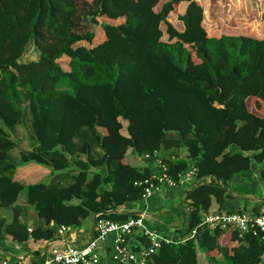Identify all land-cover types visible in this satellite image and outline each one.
Segmentation results:
<instances>
[{
	"label": "trees",
	"instance_id": "trees-1",
	"mask_svg": "<svg viewBox=\"0 0 264 264\" xmlns=\"http://www.w3.org/2000/svg\"><path fill=\"white\" fill-rule=\"evenodd\" d=\"M243 1L238 27L225 21L210 35L203 23L220 0L206 11L203 0H0V215H10L0 216V244L31 241L29 256L40 248L50 256L65 248L55 243L60 225L96 214L137 217L119 209L141 203L143 181L163 166L175 183L169 189L185 194L186 225L149 228L172 243L162 242L146 264H199V253L207 264H264V232L201 225L214 203L219 212H245L220 209L237 174L256 165L264 182V8ZM98 25L105 39L93 44ZM30 45L37 59L21 60ZM21 125L33 146L13 156L11 131ZM130 153L146 160L142 169L124 161ZM29 164L49 179L20 182ZM192 167L190 185L181 183ZM21 194L42 222L31 230L20 220ZM137 239L133 251L150 246L142 232ZM98 264L119 263L108 256Z\"/></svg>",
	"mask_w": 264,
	"mask_h": 264
},
{
	"label": "built area",
	"instance_id": "built-area-1",
	"mask_svg": "<svg viewBox=\"0 0 264 264\" xmlns=\"http://www.w3.org/2000/svg\"><path fill=\"white\" fill-rule=\"evenodd\" d=\"M148 157V156H146ZM159 162V161H158ZM195 169L187 171L182 177L181 183H190ZM145 184L142 194L143 201L149 198L159 185L174 186L175 183L169 179L165 173V167L162 166L158 174L143 181ZM146 212H141L137 217L129 218L125 222H115L109 219L94 216L93 234L89 241L82 246L68 245L52 255H42L40 260H31V257L2 258L0 264H98L101 258L108 257L115 263H133L146 264L150 256L160 247L162 242L172 243L171 238L163 236L149 228L145 223ZM201 225L209 228L231 227L239 231L240 236L249 230H259L264 232V202L260 205L256 213L240 212L227 213L218 210H209L203 215ZM70 230V227L60 225L57 227V235L63 236ZM145 234L150 241L148 248L133 251L127 238L135 231ZM194 231L192 232V234ZM111 237L110 246L108 238ZM110 248L108 252L107 248ZM26 258V259H25Z\"/></svg>",
	"mask_w": 264,
	"mask_h": 264
},
{
	"label": "crops",
	"instance_id": "crops-1",
	"mask_svg": "<svg viewBox=\"0 0 264 264\" xmlns=\"http://www.w3.org/2000/svg\"><path fill=\"white\" fill-rule=\"evenodd\" d=\"M259 1V3H263V1L261 0H257ZM203 2L206 3V0H203ZM244 2V1H243ZM247 2V1H245ZM249 2V0H248ZM187 6V3L185 2H181L178 7H177V13L178 14H182L185 10ZM262 12V11H261ZM171 14V13H170ZM167 20L179 31L183 30V25H178V24H174V21L170 18V16L167 17ZM99 22H107V23H112L114 24L116 22V20H110L108 18H106L105 16H102L100 18H98ZM121 21V20H120ZM163 23L160 25V28L162 30L163 29ZM165 27V25H164ZM203 27L205 28V30L208 32L207 28L205 27V24L203 23ZM96 36L93 39V44H97L101 41H103L105 39V36L103 34L102 28L100 25H98L96 27ZM221 33V32H220ZM163 38H167V35L165 33H163ZM78 45H82V46H88V44H86L84 41H81L78 43ZM36 56L33 58H30L28 60H35L38 57L37 52L35 51ZM26 56V54L24 55ZM26 61V60H23ZM63 61L66 62V64L68 63V58H63ZM67 66V65H66ZM62 67V66H61ZM68 67V66H67ZM63 68V67H62ZM64 69V68H63ZM65 70V69H64ZM67 71V70H66ZM30 149V148H29ZM28 149V150H29ZM171 150V149H170ZM170 150L164 151L161 150L160 153L161 155H166L169 153ZM94 153L96 155L100 154V150L96 149L94 151ZM132 154V153H131ZM184 150H180V155L184 156ZM144 161V165L147 163L146 160H144V158H141ZM158 160V159H157ZM126 162H128V159L125 158ZM155 165H157V161H154ZM143 166L138 167L140 169H142ZM22 170V169H20ZM25 170V171H24ZM24 170H22L23 174L19 177L20 178V182L25 183V182H31V181H38L43 179L44 177L46 178V180L49 179L48 175L45 176L46 174V170L44 168H42L39 165H35V164H29L26 167H24ZM70 178H65L64 182L69 181ZM65 184V183H63ZM188 185H190L188 183ZM163 187L158 190V192H154L149 198H147L146 200L142 201V207L143 209L138 212L137 208L135 207L136 204L131 205V206H126V207H121L119 209V211H127V212H133V213H141V212H146L148 217L151 216L152 214L158 212L162 207H166V202L171 201L173 199H177L178 198V205L182 206V200L184 202L185 200V194H183L181 191H173L171 189H169L170 186H165L162 185ZM227 190L233 195V198L228 199L224 202L223 206L220 207L221 210H240V211H245V212H253L254 208L261 205L264 202V182L259 178L258 176V170H257V166L256 165H251L250 168L246 171L240 172L239 174H237L235 176V179L232 181L228 182L227 185ZM18 204H20L22 206L21 212H20V220L25 222L28 226V229L31 230L32 228L41 225L42 222L38 219H36L34 217L33 212L30 210V206H26L25 207V202H24V195L21 194L19 199H18ZM219 206L217 204H213L210 211L211 210H218ZM8 211L7 210H3L1 212L0 216H4L7 220H9L10 215H8ZM184 216V215H183ZM91 222L87 225V226H83V222L75 227H70V230L68 232H66L63 236H58V240L55 241L56 244L59 245V243H63L64 246H68V245H72V246H82L84 244H86L89 239L91 238L92 234H93V222H94V218H91ZM185 219V217H184ZM145 223L147 225V228H151L154 229L155 226H153L151 223H149L146 219H145ZM186 225V222H185ZM175 227V226H172ZM172 227H168V228H172ZM77 229V231H75ZM172 230V229H171ZM138 234L139 231H135L129 238V243H133L134 246H137L138 244ZM108 246H110L111 243V237L108 238ZM1 248H0V257L1 258H15V257H26L29 258L31 257V260H40L41 256L43 255V248H40V252L41 254L39 255V257H32L29 256L28 254L33 251V249H35L33 246L34 244L31 241H28L25 246L20 247L18 245L13 246L11 244H7V243H2L0 244ZM13 249V253L10 255V257H7L5 254L7 252V250H12ZM46 250V249H44ZM199 255H204V253H199Z\"/></svg>",
	"mask_w": 264,
	"mask_h": 264
},
{
	"label": "rangeland",
	"instance_id": "rangeland-1",
	"mask_svg": "<svg viewBox=\"0 0 264 264\" xmlns=\"http://www.w3.org/2000/svg\"><path fill=\"white\" fill-rule=\"evenodd\" d=\"M211 1L212 0H206V3L203 2L205 11L211 7L210 5ZM239 3H240V0L239 2L238 0L237 1L236 0H222V1L220 0L218 6L216 5L212 9V13H214L215 15L214 18L208 12L209 18L207 22L205 23V27L207 28L210 35L219 34V32H221L222 30L221 27L223 26L225 21L228 23L230 21L232 22V24L230 23V25H227V26L238 27V25L236 24V20L233 18H234V15L238 13V11L242 10V8L239 6ZM245 3H246V6L250 4L252 8L258 11H261L264 8V1L263 3H259V1L257 0H252V1L249 0V3L248 2H245ZM208 23L210 24L208 25ZM247 27L250 30H252V27L249 24L247 25ZM164 28L165 27L163 25V29ZM256 36L258 37V35ZM163 40L165 41L166 39L163 38ZM35 56L36 54H35L34 47L30 45L27 49L26 56H23L21 60H28ZM60 64L65 70H69L68 67L66 66L67 64L65 61L61 60ZM11 134L13 135V137L16 139V142H17V148L12 150L11 152L13 156H17L20 150H28L29 148H32L33 142H31L32 140L31 132L27 125H21L19 127H16L15 130L11 131ZM127 159L130 162V164L136 167H141L144 165V161L141 159V157H138L137 155L130 153L127 155ZM181 202L183 203L182 204L183 206L184 205L183 200ZM178 204H179L178 198L168 201L166 202V207H162L158 212L152 214L151 216H149L148 214V217H146L145 219L149 223H151L153 226H155V228L159 229L160 231H162V229L166 227H172V226L184 228L185 219H184L183 212H182V206H179ZM135 207L137 208L138 212H140L143 209L141 203H136ZM30 210L34 214V210L32 206H30ZM8 215H9V212H8ZM91 220H92L91 218L86 219L83 222V226L84 225L87 226L91 222ZM75 231H77V229ZM12 254H15L13 253V249L7 250L5 255L7 257H10V255ZM199 264H207L206 257L204 255H199ZM219 264H230V263L227 262V263H219Z\"/></svg>",
	"mask_w": 264,
	"mask_h": 264
}]
</instances>
